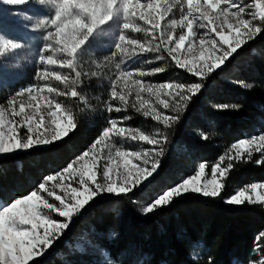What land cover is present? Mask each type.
Masks as SVG:
<instances>
[{
  "label": "rangeland",
  "instance_id": "rangeland-1",
  "mask_svg": "<svg viewBox=\"0 0 264 264\" xmlns=\"http://www.w3.org/2000/svg\"><path fill=\"white\" fill-rule=\"evenodd\" d=\"M139 2L140 0H0V106L6 107L10 101L23 99L26 104L30 102L29 108L25 107L26 112L34 111L35 105L39 104L43 111L39 113L36 119L39 116H44L45 123L50 124L51 130L55 132H59L61 129L70 127L73 124L71 131H68L59 139L53 140L49 144L36 145L27 150H16L11 154L0 155V162L18 154H27L30 157L31 152L38 150L54 152V146L70 135L75 130L79 121L81 122V126L83 125L82 129H92L90 141L80 151L76 153L69 152L59 169L52 168L55 172L50 175H55L56 172H62L63 168L67 167L69 163L76 160L85 151H88L91 145L102 135L103 129L111 127L110 120H117L122 121V123H118L117 127H123L126 130L136 129L146 135L155 134L159 130L167 136V141L163 143V155L159 158L158 172L161 161L165 157H169L171 163L176 165H173L174 169L168 173V176L161 175L160 179H157V181H160L158 185L157 181L154 182L155 179H152L151 183L147 184L146 187L149 189L151 186L155 188L153 198L183 179L195 175V172L199 170V163H205L206 165L204 176L200 181L201 184L213 178L211 167L218 163L219 159L217 157L206 159L201 158L200 156L202 155L190 154L188 148L181 141H177V134H175L176 129L179 128L180 123L185 118L189 104L197 96V93L188 94L191 95V100L184 110L180 112L179 120L173 123L171 127H165L151 117H145L142 111L138 112L136 108L131 106L133 102H136L138 106L133 79H141L142 84L169 82L201 83L207 76L212 73L215 74L222 69L226 61L210 73H207V69L205 68L206 75L196 76L189 73L185 68L177 66L175 61L168 57L166 52H143L145 51L144 42L146 36L145 31L141 27L149 29L147 39H153V26L151 23L145 24L144 21H141L142 17L136 9V5ZM147 2L148 0H141L142 4ZM196 2L197 0H193V3ZM199 2L203 4V0H199ZM251 2L253 0H244V3ZM161 3H163V0H161ZM141 8L143 9V6ZM187 10V3L182 6L177 4L173 7L170 13L160 19V27L156 29L155 36L159 37L162 35L167 29L169 22L172 19L180 20L182 14H187ZM203 10L201 9V11ZM250 11L252 10L249 9L248 12ZM209 14H212L211 11ZM196 15L198 16L199 13H196ZM244 18L249 19L250 16L246 13ZM231 22L235 23V19L233 18ZM209 27L216 26L210 25ZM195 28L196 25L194 24ZM206 31L207 29H198L195 36L204 35ZM187 32V29L177 27L171 33L173 41L178 39L181 34L187 35ZM224 34L229 36L231 42V35L234 32L230 33L227 27L224 26ZM210 35L212 38L219 40L215 32H211ZM257 36L247 41L245 45L237 49V52ZM156 43H159V40H156ZM189 46L186 40L185 47L181 49L180 58L182 60L184 59L185 49ZM191 46L196 51V56L188 55L187 59L189 61L193 59L199 61V52L197 51L199 48L198 39L194 37V42ZM227 47L228 45H224V48ZM159 55H163L164 59L157 60L156 57ZM219 55H221V52L217 51L216 56ZM194 66L199 67V63ZM246 67L242 63L240 68L246 69ZM156 68H163L164 71L155 72L154 69ZM141 71L147 74L139 77L138 73ZM222 81L223 85L233 86L235 84V82H231L224 77H222ZM210 87L212 88L213 86L210 85ZM130 88L133 91L128 95V106L124 108L116 97L120 93L129 92ZM168 91L172 90L169 89ZM209 93L212 97L215 96L214 91L211 90ZM142 95L143 98L150 100V103L156 107L157 111L164 112L169 117L176 114L171 111V107L167 110L163 109L162 105L156 102L154 95L149 96L147 92L142 93ZM161 98L164 97L162 96ZM169 99L171 98L169 97ZM53 105L57 106L58 110ZM112 105L113 107H122L123 110L119 112L111 111ZM214 105H218L216 97H214ZM51 106H53V111H58L61 115L56 123H52V118L47 115ZM16 107L18 109L19 104ZM233 110H236V108H233ZM125 117L127 119H124ZM7 119L8 117L6 116V121ZM15 119L18 120L20 117H16ZM201 120L206 122L205 119L201 118ZM253 120H258V125L254 124L250 134H243V139H251L254 136L264 134V115H262L261 119L257 118ZM45 130L41 129V131ZM179 131L180 133L191 134V130L187 127H182ZM25 134L26 129L21 127L20 135L23 136ZM110 137L111 143L115 147H119L121 151L129 155L116 157L115 149H113V159L108 162L106 160L108 149L100 145L98 146L100 152L99 158L90 161V164L94 162L97 180L102 181V169L105 163H109L112 169L110 176L112 179L117 180L116 186L121 187L124 185L120 182L122 180L120 174L125 171L126 167L133 172H135V168L145 167L142 159L133 158L131 154L148 151L149 149L158 150L159 146L149 145L144 141H133L130 138H122L115 134V130L110 133ZM156 138L160 139L161 137L157 135ZM226 153L232 155L234 154V150L231 148L224 150L222 156H225V159L227 158ZM94 155L95 152L90 153V157ZM253 155H255L257 160L261 158L259 152H254ZM243 157L247 158L246 153L243 154ZM129 160L130 163L126 165L125 161ZM150 163L147 167H150ZM225 164L224 161L222 166ZM74 167L78 166L74 165ZM154 175L155 177L157 176L156 174ZM45 177L47 176H39L38 181L35 183L29 182V179H27L26 184L31 187V190L25 194H21L19 191L14 192L9 189H1L3 195H7L8 193L11 195L7 199L0 198V206L14 201L18 197L29 195L32 191L36 190ZM225 178L226 175L225 177L218 175L217 181L221 182L224 186ZM78 179V176L73 177L65 174L63 184L68 185L69 188L77 187L83 191V186L78 183ZM54 183L56 181H50L46 187H51ZM144 183L146 182H142V190L133 186L132 190L127 193L104 192L94 197L79 213L73 214L69 227L58 234L54 243L45 249L41 256L35 257L33 261H29V264H35L36 260L39 261V264L41 262L45 264L52 256H58L59 264H75V262L87 264L79 257H74V255L73 258L78 261L71 259L72 253L65 254L62 253L63 251L59 253V250L65 246V248L72 252L76 251L78 255L79 253L83 256L88 255L91 258L92 264H120V260L115 261L116 258L112 257L109 250L107 251L105 244L108 241L106 240L112 241V238L119 236V234L129 232L133 229L131 224H118L117 231L113 228L111 230L108 228V233H103L95 230L87 222H84V218L87 216L86 212L91 209V205L97 204L103 199H114L119 196L127 197L131 210L139 219H145L150 215L156 214L160 207L152 213L146 214L143 212V207L148 203L147 196L144 195ZM252 183H264V176L261 180L251 182L250 184ZM250 184L232 191L225 197V200ZM160 185L161 187H159ZM90 186L95 188V185L91 184V182ZM257 193L264 194V189H257ZM56 194L64 195L60 188L56 189ZM191 194L201 195L189 192L179 197ZM249 194L256 195L255 193ZM41 195L45 199H48L49 203L59 205V201H55L54 197H48L46 192L42 191ZM69 195H71L70 191ZM153 198L151 201H153ZM116 204L119 205L120 203L116 202ZM245 205L258 206L264 209V204L245 203ZM120 207L125 208L122 204L116 206L114 210L115 212L117 211L116 215L118 217H122V213L125 211ZM21 211L23 212L24 209L21 208ZM44 211L47 210L45 209ZM51 216L58 223L67 221V218L60 217L56 212H52ZM25 227L30 228L31 225H26ZM38 232L43 235V228L39 229ZM256 242H258V239ZM135 245L140 251L136 249L135 253L138 257L135 256L133 261L146 260L149 256L142 255V250L139 248L141 246L138 242ZM128 246H133V243ZM125 252H122V254H125ZM204 252L205 249L201 242L190 245L189 256L194 261L199 260ZM128 253L129 250H127L126 255ZM262 259L263 257L260 256L257 261L249 260L246 264H258Z\"/></svg>",
  "mask_w": 264,
  "mask_h": 264
},
{
  "label": "snow or ice",
  "instance_id": "snow-or-ice-1",
  "mask_svg": "<svg viewBox=\"0 0 264 264\" xmlns=\"http://www.w3.org/2000/svg\"><path fill=\"white\" fill-rule=\"evenodd\" d=\"M187 3V14H182L180 20L172 19L167 29L159 37L155 36V31L160 27V19L164 18L170 13L177 4L184 5ZM143 6V9L141 8ZM138 13L141 15V21L145 24L151 23L153 39H147L149 29L141 27L145 31V51L143 52H166L175 64L181 68H185L189 73L196 76H204L237 53V49L241 48L252 40L258 34L264 33V0H253L251 3H244V0H203V4L197 0H148L147 3L142 4L141 0L136 5ZM201 9H204L201 11ZM251 9L252 11L248 12ZM211 11V15L209 14ZM196 13H199L197 16ZM250 16L245 19V14ZM235 23H232V19ZM194 24L196 28L194 29ZM215 25L216 27H209ZM224 26L227 27L231 35V42L229 36L224 34ZM177 27L187 29V35L181 34L178 39L173 41L171 33ZM198 29H207L204 35L195 36ZM218 29V30H217ZM215 32L219 40L212 38L210 33ZM194 37L199 41V61L193 59L189 61L188 55L196 56V51L191 46L194 42ZM159 40V43H156ZM188 41L189 47L185 49L184 59L180 58L181 49L185 47V41ZM172 45V46H169ZM207 45V46H205ZM224 45H228L224 48ZM220 51L221 55L216 56V52ZM141 52V53H143ZM157 60H163L164 56L159 55ZM214 61V62H212ZM199 63V67H195ZM207 69V73L205 72ZM155 72L164 71L163 68L154 69ZM147 73L141 71L138 73L139 77H143ZM242 87H250L246 82H239ZM135 86V96L138 101L131 104L136 108V111H142L145 117H151L158 121L165 127H171L173 123L179 120V114L191 100V95L196 94L201 88V83L191 82H169L162 84H142L141 79H133ZM171 89L172 91H168ZM129 92L120 93L116 99L120 104L126 108L129 104ZM147 92L149 96L154 95L156 102L162 105L163 109L167 110L171 107V111L176 113L172 116H166L164 112L157 111L156 107L150 103L149 99L143 98L142 93ZM164 98H161V97ZM169 97L171 99H169ZM19 104L17 109L16 105ZM30 102L26 104L23 99L18 101H10L7 106H0V155L11 154L16 150H27L36 145L49 144L53 140L59 139L62 135L71 131L73 124L70 127H65L59 132L51 130L50 124L45 123V117L39 116L43 109L39 104L35 105L34 111H25V107L29 108ZM56 110L57 106L53 105ZM53 106L50 107L47 115L52 118V123H56L60 119V113L53 111ZM220 110H227L230 106L227 104L214 105ZM232 108H237L238 105H232ZM121 111L122 107H111V111ZM6 116L8 117L6 121ZM20 117V119H15ZM124 119H127L125 117ZM111 127L103 129L102 135L97 139L88 151H85L81 156L77 157L63 168L62 172L58 171L55 175H48L43 179L35 191L29 195L18 197L14 201H10L3 206H0V264H29L35 257H39L57 239L58 234L62 233L69 227L74 213H79L94 197L101 193H127L132 190L133 186L142 190V182L144 187L150 184L155 175H158V166L160 164V157L163 155V143L167 141V136L157 130L155 134L146 135L136 129H125L117 127L118 123L122 121L110 120ZM26 129V134L20 135V128ZM41 129H46L41 131ZM115 130V134L122 138H130L131 140L144 141L149 145L159 146L158 150L149 149L148 151H140L132 153V157L142 159L145 167L135 168V172L129 170L127 167L121 173L122 180L120 181L124 186L117 187V180L112 179L110 172L112 171L109 163H105L102 169V181L97 180V172L94 170V162L90 161L98 159L100 156L99 147L103 145L108 149L106 160L110 162L113 159V149H115L116 157H125L129 155L115 147L111 143L110 133ZM157 135L161 137L157 139ZM202 138L207 139L203 133H199ZM231 149L234 150V157L236 160L243 158L246 153L247 159H251L254 152H259L261 158L255 163H264V134L254 136L251 139H242L237 143L232 144ZM95 152L94 156L90 157V153ZM227 156L226 166H222L225 161V156L219 157V162L211 167L213 178L206 180L201 184V178L205 173V163H199V170L189 178L183 179L181 182L171 186L162 191L153 201L148 202L143 207L144 213H152L159 207L168 205L174 198L181 196L184 193H198L204 197H217L222 190V183L217 181V176L225 177L226 173L231 170L233 165V156ZM88 158V159H86ZM151 162V163H150ZM125 161V164H129ZM150 163V167H147ZM74 165L78 167H74ZM65 174L68 176H78V183L83 186V191L77 187L69 188L68 185L63 184ZM134 177V178H133ZM56 181L51 187H46L48 182ZM95 185V188L90 186ZM60 188L64 193L63 196L56 194V189ZM257 189H264V183H252L249 186L237 191L235 194L229 196L225 203L232 205L249 204H264V194H258ZM46 192L48 197H54L55 201H59V205L49 203L41 192ZM69 191L71 195H69ZM249 193H255L253 196ZM67 200V202H66ZM21 208L24 211H21ZM47 211H44V210ZM56 212L60 217L67 218L66 222L58 223L52 218L51 213ZM31 225L30 228L25 227ZM43 228V235L39 234L38 230ZM258 240H264V233H261ZM35 264H39L36 260ZM264 264V259L258 262Z\"/></svg>",
  "mask_w": 264,
  "mask_h": 264
},
{
  "label": "trees",
  "instance_id": "trees-1",
  "mask_svg": "<svg viewBox=\"0 0 264 264\" xmlns=\"http://www.w3.org/2000/svg\"><path fill=\"white\" fill-rule=\"evenodd\" d=\"M242 63L249 68L241 69ZM222 77L235 84L224 86ZM241 81L250 87L240 86ZM201 83V90L189 104L185 118L175 134L177 141H181L190 154L219 159L224 150L231 148L239 139L242 140L243 134H250L254 124L258 125V120L253 119H261L264 115V33L229 57L222 69L207 76ZM211 90L215 92L218 104L230 106L227 110L214 107V97L209 93ZM232 105H238V108L233 110ZM80 123L78 121L75 130L54 146V152L38 150L31 152L30 157L18 154L1 160L0 198L7 199L11 195H3L1 189L25 194L31 190L26 184L27 179L35 183L39 176L54 173L52 168L59 169L69 152L80 151L92 135V129L84 130ZM182 127L191 130V134L180 133ZM199 133H203L207 139ZM232 156L234 167L227 172L223 189L217 197L192 194L176 197L168 205L160 207L156 214L145 219H139L133 213L126 196L103 199L91 205L84 222L103 233H108V228L117 231L118 224H131L133 229L129 232L119 234L112 241L106 240L107 251L116 258L115 261L120 260V264H246L249 260L257 261L260 256L264 259V240L256 242L257 237L264 233V209L225 203V197L232 191L261 180L264 176V163H255V155L250 160L246 157L236 160L234 154ZM173 165L176 164H172L169 157L163 158L154 182L161 175L168 176L174 169ZM154 190L152 186L150 189L145 187L144 195L148 202L153 198ZM122 204L125 208H120L125 211L122 217H118L114 210ZM136 242L141 246L142 255L149 256L146 260L133 261L135 256L138 257L135 253L138 249ZM199 242L205 252L199 260L194 261L189 256L190 245ZM131 243L133 246L127 247ZM65 247L59 253H72L71 259H74V255L92 264L88 255H78L76 251L72 252ZM124 251L125 254H122ZM52 257L45 264H59L58 256Z\"/></svg>",
  "mask_w": 264,
  "mask_h": 264
}]
</instances>
